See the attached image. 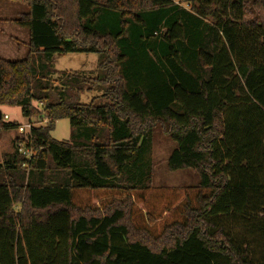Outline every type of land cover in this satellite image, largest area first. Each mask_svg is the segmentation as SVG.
<instances>
[{
	"label": "trees",
	"instance_id": "16d2710c",
	"mask_svg": "<svg viewBox=\"0 0 264 264\" xmlns=\"http://www.w3.org/2000/svg\"><path fill=\"white\" fill-rule=\"evenodd\" d=\"M9 1L28 53L0 57V107L49 123L32 159L20 136L0 154V264H264L224 223L264 237V0ZM68 54H96L94 75L53 80ZM158 124L197 185L151 184Z\"/></svg>",
	"mask_w": 264,
	"mask_h": 264
},
{
	"label": "rangeland",
	"instance_id": "374dc122",
	"mask_svg": "<svg viewBox=\"0 0 264 264\" xmlns=\"http://www.w3.org/2000/svg\"><path fill=\"white\" fill-rule=\"evenodd\" d=\"M25 7L9 0H0V57L8 61H21L26 58L28 53V33L27 30L11 23L18 18ZM98 56L96 54H68L66 56H54L51 60L53 71L52 78L57 80L63 72L80 73L93 76L97 69ZM98 92H85L80 97L81 104H89ZM2 115H8L9 122L22 124L27 122L21 109L18 107H0ZM3 123H9L2 121ZM151 154L148 158L153 163L152 185L155 187H184L198 184L197 171L183 170L172 172L167 167V161L171 152L175 149V143L167 137L156 125L153 130ZM57 141H68L71 137V125L69 119L56 122L55 130L51 133ZM19 137L18 131L0 130V154L13 153V141ZM3 161L0 157V162ZM228 230L232 231L233 236L239 241L246 240L251 244V255L253 258H261L264 254V237L251 232L245 224L237 218L224 220Z\"/></svg>",
	"mask_w": 264,
	"mask_h": 264
},
{
	"label": "built area",
	"instance_id": "2783aa9c",
	"mask_svg": "<svg viewBox=\"0 0 264 264\" xmlns=\"http://www.w3.org/2000/svg\"><path fill=\"white\" fill-rule=\"evenodd\" d=\"M42 106V104H40ZM2 121L9 122L8 115H2ZM49 120L45 118L42 122H25L19 124L17 131L19 136L22 138L16 142L17 150L20 154H22L27 159H32V157L36 154L32 149V130L33 128L40 126H47Z\"/></svg>",
	"mask_w": 264,
	"mask_h": 264
},
{
	"label": "water",
	"instance_id": "95a60500",
	"mask_svg": "<svg viewBox=\"0 0 264 264\" xmlns=\"http://www.w3.org/2000/svg\"><path fill=\"white\" fill-rule=\"evenodd\" d=\"M2 119V114L0 113V120Z\"/></svg>",
	"mask_w": 264,
	"mask_h": 264
}]
</instances>
